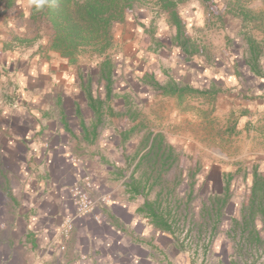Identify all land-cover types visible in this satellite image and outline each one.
Returning <instances> with one entry per match:
<instances>
[{
  "label": "rangeland",
  "instance_id": "obj_1",
  "mask_svg": "<svg viewBox=\"0 0 264 264\" xmlns=\"http://www.w3.org/2000/svg\"><path fill=\"white\" fill-rule=\"evenodd\" d=\"M13 1L2 13L0 115L24 106L9 75L20 47L39 39L29 61L68 62L49 50L52 30L31 16L32 1ZM177 10L195 53L175 43L158 5L136 4L113 24L109 47L68 62L74 85L61 90L83 96L65 108L84 109L87 126L97 125L87 153L106 159L122 188L138 187L152 234L176 240L189 264H264V220L245 218L253 172L264 177V0H180ZM107 64L109 78L100 74ZM168 83L191 91L164 94Z\"/></svg>",
  "mask_w": 264,
  "mask_h": 264
},
{
  "label": "crops",
  "instance_id": "obj_2",
  "mask_svg": "<svg viewBox=\"0 0 264 264\" xmlns=\"http://www.w3.org/2000/svg\"><path fill=\"white\" fill-rule=\"evenodd\" d=\"M5 1L0 0V49L2 13L17 3L7 6ZM40 44L36 39L20 47V67L9 68L25 107H9L0 115L7 121L0 124V194L6 198L0 205V264H189L176 240L152 234L154 222L139 196L122 188L119 177L106 175V159L87 153L97 125L87 126L84 109L65 108L67 100L74 104L72 94L83 96L61 90L68 81L74 85L67 61L37 54L29 61L27 54ZM77 118L81 125L75 124ZM86 175L93 193L110 201L75 218L66 248L60 250L59 228L74 212L68 188ZM110 183L112 190L103 193L99 186Z\"/></svg>",
  "mask_w": 264,
  "mask_h": 264
},
{
  "label": "trees",
  "instance_id": "obj_3",
  "mask_svg": "<svg viewBox=\"0 0 264 264\" xmlns=\"http://www.w3.org/2000/svg\"><path fill=\"white\" fill-rule=\"evenodd\" d=\"M13 0H6L8 6ZM31 16L48 23L52 32L48 48L73 63L76 54L86 47L103 52L110 46L111 28L115 22L124 19L125 14L136 4L153 1L161 12L165 13L174 28L175 43L187 54L195 53L194 42L187 37L183 21L178 13L180 0H31ZM101 68L100 74L110 77L108 64ZM109 81V80H108ZM167 95L180 96L191 91L187 86L168 83L162 87ZM192 92H199L194 90ZM94 105H91V107ZM96 111V110H95ZM154 143H152L153 145ZM155 145H153V148ZM249 204L244 208L245 218L252 224L256 217L264 220V177L253 172ZM133 185L132 191L138 192Z\"/></svg>",
  "mask_w": 264,
  "mask_h": 264
},
{
  "label": "built area",
  "instance_id": "obj_4",
  "mask_svg": "<svg viewBox=\"0 0 264 264\" xmlns=\"http://www.w3.org/2000/svg\"><path fill=\"white\" fill-rule=\"evenodd\" d=\"M74 212L62 220L58 231L60 241L57 242L58 248L64 250L66 242L72 235L74 220L82 216L89 215L96 208L109 203L110 198L105 194H94L93 185L88 175L84 176L81 181L74 182L68 188Z\"/></svg>",
  "mask_w": 264,
  "mask_h": 264
}]
</instances>
